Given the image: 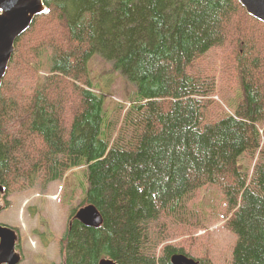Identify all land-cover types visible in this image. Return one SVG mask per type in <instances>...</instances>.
Wrapping results in <instances>:
<instances>
[{
    "label": "trees",
    "instance_id": "obj_1",
    "mask_svg": "<svg viewBox=\"0 0 264 264\" xmlns=\"http://www.w3.org/2000/svg\"><path fill=\"white\" fill-rule=\"evenodd\" d=\"M44 3L0 87V184L45 187L86 167L83 204L102 223L85 226L72 210L65 263L171 264L181 253L213 264L190 253L205 227L193 197L215 187L236 237L229 264H264V23L237 0ZM95 54L135 86L129 105L104 108ZM228 87L231 100L214 99Z\"/></svg>",
    "mask_w": 264,
    "mask_h": 264
},
{
    "label": "rangeland",
    "instance_id": "obj_2",
    "mask_svg": "<svg viewBox=\"0 0 264 264\" xmlns=\"http://www.w3.org/2000/svg\"><path fill=\"white\" fill-rule=\"evenodd\" d=\"M43 63L42 59L41 74L47 71ZM88 68L93 89L104 98V108L109 112L116 108V104L127 106L134 100L135 86L100 55L91 57ZM235 94L236 88L228 87L214 99L222 100L223 97L231 100ZM253 162L242 158V163L248 167H252ZM86 172V167H78L67 171L61 179L51 181L45 187L37 184L22 191H6L4 196H0L5 206L0 212V224L16 229L19 234L17 250L22 254L19 264L62 263L59 241L72 210L86 205L83 204L88 188ZM192 206L194 218L199 216V223L205 227L195 229L193 243L199 252L190 254L198 258L207 253L213 264H229L236 237L223 226L225 202L222 194L215 187H207L196 193ZM185 238L188 236L174 242Z\"/></svg>",
    "mask_w": 264,
    "mask_h": 264
},
{
    "label": "water",
    "instance_id": "obj_3",
    "mask_svg": "<svg viewBox=\"0 0 264 264\" xmlns=\"http://www.w3.org/2000/svg\"><path fill=\"white\" fill-rule=\"evenodd\" d=\"M246 13L264 23V0H237ZM47 6L44 0H0V87L6 74L8 64L15 49L18 37L31 26L36 16L44 14ZM6 194L5 188L0 184V196ZM4 203L0 200V212ZM75 218L88 227H99L102 217L92 204L79 208ZM19 234L16 229L0 224V264H19L22 255L16 245ZM171 264H198L194 258L181 253L170 257ZM63 264L65 260H63ZM97 264H117L108 257H102Z\"/></svg>",
    "mask_w": 264,
    "mask_h": 264
},
{
    "label": "flooded vegetation",
    "instance_id": "obj_4",
    "mask_svg": "<svg viewBox=\"0 0 264 264\" xmlns=\"http://www.w3.org/2000/svg\"><path fill=\"white\" fill-rule=\"evenodd\" d=\"M62 262H63V257H62ZM62 264V263H61Z\"/></svg>",
    "mask_w": 264,
    "mask_h": 264
}]
</instances>
